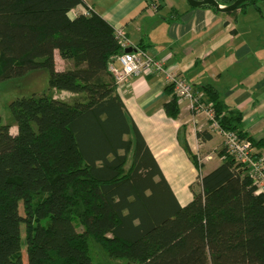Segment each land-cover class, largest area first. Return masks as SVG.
<instances>
[{
  "label": "trees",
  "instance_id": "obj_1",
  "mask_svg": "<svg viewBox=\"0 0 264 264\" xmlns=\"http://www.w3.org/2000/svg\"><path fill=\"white\" fill-rule=\"evenodd\" d=\"M85 2L0 0V85L49 74L48 92L13 99L11 122L0 121V264H94L91 242L117 264H264V193L247 166L224 145L202 192L179 204L109 71L126 50L116 30L94 11L70 17ZM56 52L68 69L57 70ZM166 92L178 119L173 87ZM194 92L264 158V138L246 133L242 112L212 85Z\"/></svg>",
  "mask_w": 264,
  "mask_h": 264
},
{
  "label": "crops",
  "instance_id": "obj_2",
  "mask_svg": "<svg viewBox=\"0 0 264 264\" xmlns=\"http://www.w3.org/2000/svg\"><path fill=\"white\" fill-rule=\"evenodd\" d=\"M89 7L115 30L125 31L126 49L142 50L155 60H164L195 90L212 85L230 109L242 112L246 133L256 140L264 138L262 7L220 13L194 8L187 0H86L70 17L74 19L75 12ZM58 56L56 52L57 66ZM57 70L64 71V67ZM166 87L163 75L150 73L129 78L118 92L177 201L186 206L202 192L201 178L222 164L219 152L225 140L206 114L191 110L189 103L179 104L178 119L170 118L165 104L172 95ZM183 141L193 155L203 159L200 168Z\"/></svg>",
  "mask_w": 264,
  "mask_h": 264
},
{
  "label": "built area",
  "instance_id": "obj_3",
  "mask_svg": "<svg viewBox=\"0 0 264 264\" xmlns=\"http://www.w3.org/2000/svg\"><path fill=\"white\" fill-rule=\"evenodd\" d=\"M89 7L87 11L75 12V16H89L92 12ZM116 37L124 48L128 47L126 34L123 29L116 30ZM116 63L121 65L116 67ZM109 71L114 76L118 87L124 85L129 78L138 75L157 73L163 75L167 86L173 87V94L178 99L179 104L189 103V108L195 112H203L211 122V126L224 135V145L228 153L235 157L238 163L244 164L248 168L249 176L257 189V194L264 193V158H253V148L247 140L241 139L236 133L221 129L216 120V115L211 104L201 102V97L196 95L194 87L188 79L179 73L173 66H166L164 60H155L142 50L132 51L117 56L109 65ZM212 157H207L211 159ZM199 164L203 159H198Z\"/></svg>",
  "mask_w": 264,
  "mask_h": 264
},
{
  "label": "rangeland",
  "instance_id": "obj_4",
  "mask_svg": "<svg viewBox=\"0 0 264 264\" xmlns=\"http://www.w3.org/2000/svg\"><path fill=\"white\" fill-rule=\"evenodd\" d=\"M257 5L264 9V0H257L256 4L249 5L250 11ZM253 15V14H251ZM72 16V14H71ZM249 19V18H248ZM58 66L64 67V70L68 69L70 66L63 64L60 56L57 57ZM49 90V74L47 72H37L30 73L27 77L10 81L8 83L0 85V121L2 124H9L12 120L11 112L9 109L10 102L18 97L31 96L35 93L43 94ZM58 98L65 100H71L73 95L67 92L56 93ZM12 133H17V127H12ZM130 162L127 165L129 168ZM24 236V233H23ZM23 257H26V249L23 247ZM91 256L93 258L94 264H117L113 262L106 253L97 244L91 242Z\"/></svg>",
  "mask_w": 264,
  "mask_h": 264
},
{
  "label": "water",
  "instance_id": "obj_5",
  "mask_svg": "<svg viewBox=\"0 0 264 264\" xmlns=\"http://www.w3.org/2000/svg\"><path fill=\"white\" fill-rule=\"evenodd\" d=\"M250 1H257V0H237L234 4H232L230 6H222L216 0H201V1L187 0V2L190 4V6H192L194 8H201V7H204L206 5H209V6L214 7L220 13H232L235 10H237L242 4H244L246 2H250ZM132 51H133L132 48H128L125 50L126 53H130Z\"/></svg>",
  "mask_w": 264,
  "mask_h": 264
}]
</instances>
